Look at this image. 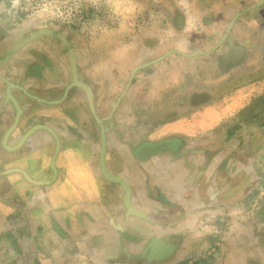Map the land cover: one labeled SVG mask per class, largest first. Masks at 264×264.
Masks as SVG:
<instances>
[{
    "label": "rangeland",
    "instance_id": "obj_1",
    "mask_svg": "<svg viewBox=\"0 0 264 264\" xmlns=\"http://www.w3.org/2000/svg\"><path fill=\"white\" fill-rule=\"evenodd\" d=\"M0 70V264H264V0H0Z\"/></svg>",
    "mask_w": 264,
    "mask_h": 264
},
{
    "label": "crops",
    "instance_id": "obj_2",
    "mask_svg": "<svg viewBox=\"0 0 264 264\" xmlns=\"http://www.w3.org/2000/svg\"><path fill=\"white\" fill-rule=\"evenodd\" d=\"M3 73H2V71L0 70V84L4 87V84L2 83V78H3ZM1 85H0V111L2 110V102H3V90H2V88L3 87H1ZM12 95V94H11ZM12 98H13V100H14V103H18V101H19V99H17V97L15 98L14 97V95H12ZM38 115H44V113H39ZM46 115V114H45ZM188 126V125H192V123L190 124V123H186V121L185 120H178V119H176V120H172V121H170V122H168V123H165V124H160L157 128L158 129H161V130H165V131H172V132H176V131H184V132H187V128L185 129V128H182V127H180V126ZM171 160H176V158H171ZM169 161V162H165V161H163L164 163H166V165H165V168H166V170H170L169 171V173L170 174H168V172L167 173H165V176H167V177H169V176H174V175H176V173H177V166H176V163H178V161ZM124 164H125V167L123 168V173H122V186L125 188V186H126V189L128 188V189H130V193H135L134 192V190H133V188H136V189H138V188H141L142 189V193H143V196H145L144 194H146L144 191V184H143V180L141 181H139V184L137 185V183H132V181H130L129 179H126V177H127V175L129 176V175H131V172H132V169H134L133 167H131L129 164H131V162H129V161H122ZM107 164H108V162H106L105 161V163H104V169H106L107 171H110V169H109V167L107 166ZM176 167V168H175ZM146 168L144 167V170H145ZM147 169L149 170L150 169V167H147ZM144 174H148L147 172L146 173H144ZM144 177V176H143ZM145 177H147V176H145ZM183 177V176H182ZM180 178V177H178V176H176V180H175V185L177 186V188H180L182 185V182H183V178ZM190 178V177H189ZM117 180V179H116ZM190 180V179H189ZM191 185V184H190ZM191 189H193V186L191 185V186H189L186 190H185V192L183 193V194H190V193H193L192 191H191ZM144 190V191H143ZM138 192H140L139 190H138ZM137 195V194H136ZM140 196V198H141V194L139 195ZM146 197V196H145ZM145 197H143V198H145ZM140 200V199H139ZM138 201H137V198L136 199H129V203H128V206H127V211H126V213L128 214V216H127V218L128 219H131V218H133V219H135V220H137V219H139L141 216L142 217H145V213H147V209L148 208H144V207H142V206H140L141 205V203L139 204V205H137V204H134V203H137ZM193 205V204H192ZM194 205H195V203H194ZM132 213H133V215H132ZM135 215H137V216H135ZM137 217V218H136ZM126 226H128V225H125V227ZM164 242V241H163Z\"/></svg>",
    "mask_w": 264,
    "mask_h": 264
},
{
    "label": "water",
    "instance_id": "obj_3",
    "mask_svg": "<svg viewBox=\"0 0 264 264\" xmlns=\"http://www.w3.org/2000/svg\"><path fill=\"white\" fill-rule=\"evenodd\" d=\"M170 248V243H163L161 240L152 238L146 243L145 252L147 253V258L152 260H160L168 256Z\"/></svg>",
    "mask_w": 264,
    "mask_h": 264
},
{
    "label": "bare ground",
    "instance_id": "obj_4",
    "mask_svg": "<svg viewBox=\"0 0 264 264\" xmlns=\"http://www.w3.org/2000/svg\"><path fill=\"white\" fill-rule=\"evenodd\" d=\"M26 136H27V135H26ZM20 141H21V140H20ZM140 153H141V151H140ZM163 243H167V242L164 241ZM167 244H169V243H167ZM171 249H172V248H170V251H171Z\"/></svg>",
    "mask_w": 264,
    "mask_h": 264
},
{
    "label": "flooded vegetation",
    "instance_id": "obj_5",
    "mask_svg": "<svg viewBox=\"0 0 264 264\" xmlns=\"http://www.w3.org/2000/svg\"><path fill=\"white\" fill-rule=\"evenodd\" d=\"M106 172H108L106 169H105Z\"/></svg>",
    "mask_w": 264,
    "mask_h": 264
}]
</instances>
